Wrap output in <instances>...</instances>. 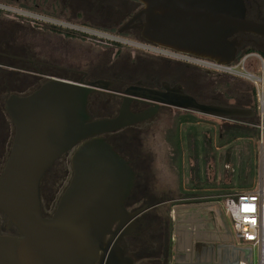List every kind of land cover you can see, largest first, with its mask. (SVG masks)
I'll return each mask as SVG.
<instances>
[{"label": "water", "instance_id": "obj_1", "mask_svg": "<svg viewBox=\"0 0 264 264\" xmlns=\"http://www.w3.org/2000/svg\"><path fill=\"white\" fill-rule=\"evenodd\" d=\"M139 1L146 40L223 64L237 58L238 33H261L262 25L246 18L244 0ZM103 83L53 77L6 98L15 133L0 173V213L17 234L0 233V264H152L136 262L120 244L149 206L126 208L136 171L105 134L152 117L160 104L228 119L256 114L251 107L199 102L178 84L165 92L126 89L117 115L93 119L88 99ZM134 97L152 100L153 108L132 112ZM71 150L69 183L54 213L44 216L41 180Z\"/></svg>", "mask_w": 264, "mask_h": 264}, {"label": "flooded vegetation", "instance_id": "obj_2", "mask_svg": "<svg viewBox=\"0 0 264 264\" xmlns=\"http://www.w3.org/2000/svg\"><path fill=\"white\" fill-rule=\"evenodd\" d=\"M0 2L17 7L24 13L33 14L24 16L0 8V108L3 107L5 111L6 98L11 94L26 95L53 77L74 80L66 75H77L79 79L75 81L105 82L103 83L104 88L90 95L88 111L91 114V111L93 113V111L105 110L99 115V118L113 117L119 113L124 101L123 92L126 89L131 88L136 93H146V89L165 92L168 88L180 84L188 92L185 85L178 83L175 79L165 78L163 72H159V69H156L153 64H159L167 70L173 69L172 71L199 70L200 72L203 70L180 61L144 52L135 47H131L130 52L134 55L133 59L127 57L130 60L125 61L126 66H121L123 60L120 56L123 44L113 40L108 42L103 37L80 30L81 27L97 28V30L115 33L116 36H127L129 40L149 41L143 37L142 27H140V23L145 20L144 14L137 17L144 6L139 0H0ZM244 4L246 18L260 23L262 28L261 33H238L242 44L238 48L237 56L241 53L253 52L248 51L249 49H255L262 55L264 54V34H262L264 33V0H244ZM44 8L56 10L60 15L42 11ZM61 15H70V18ZM72 26L79 29L71 28ZM78 35L85 39L109 43L112 53L104 59L76 56L78 48L89 46L84 44L85 40L79 42L82 43V46H77L79 43L73 39L78 38ZM103 50H106L104 46ZM205 72L209 74L210 71L205 70ZM26 77L46 79L32 89L26 84L24 80ZM188 93L199 102L220 104L215 101V98L203 100L197 94ZM153 106L152 100L140 97H134L130 103V109L135 113L153 108ZM165 107L174 106L160 104L158 111L152 117L105 134L106 139L129 160L136 171L134 187L125 201L126 208L129 211H134L145 205L149 206L136 219L134 230L120 239V244L126 249V254L132 256L136 262L169 264L171 260L169 245L173 239L174 217H177L178 214L183 215V218L180 219L183 223L189 224V232L195 233L199 227L195 228L194 226L197 227L198 223L203 224L201 217L194 215L195 211L202 208L197 206L201 203L197 204L196 202H181L178 205L182 210L177 212L176 209H172L171 218L165 221L147 213L149 209L166 203L168 199H159L152 191L150 185L152 157L150 153L142 151V134L147 129L141 127V124L148 123ZM91 116L93 118V114ZM125 138L135 140L136 147L128 146L124 142ZM117 145L127 147L130 153L125 154L119 150ZM68 152L72 154L73 150ZM54 164L43 176L40 191L43 181L49 177V171ZM43 199L49 198L41 199L42 213L44 216H51L58 201L54 204L50 202L51 200ZM185 210L188 211L185 213L186 215L182 212ZM0 215V233L17 234L14 227H7L4 214L0 213ZM138 256H142V258L139 260ZM228 260L227 257L217 258L216 252L212 250L201 255H196L193 252L187 258L191 264H215Z\"/></svg>", "mask_w": 264, "mask_h": 264}, {"label": "rangeland", "instance_id": "obj_3", "mask_svg": "<svg viewBox=\"0 0 264 264\" xmlns=\"http://www.w3.org/2000/svg\"><path fill=\"white\" fill-rule=\"evenodd\" d=\"M42 11L52 15H60L56 10H46L44 8ZM61 16L69 17L70 15ZM106 32L115 35V33ZM120 37L123 39L128 38L127 36ZM73 40L78 43L85 40L87 42L84 41V44L86 43L89 45L78 48L79 50L76 56L104 59L112 53L111 49H109V43L85 39L80 35ZM107 40L110 42V39ZM122 44L124 47L120 56L123 60L121 66H126L125 61L130 60L127 57L133 59L134 55L130 53L131 45ZM77 46H82V43L77 44ZM103 46L106 50H103ZM254 52L258 53L255 49ZM242 55L243 53L238 55L236 60H239ZM248 62L247 68L258 73L259 62L257 58L252 56ZM153 66L159 69V72H163L165 78L169 77V79H175L178 83L185 85L188 92L199 95L203 100L215 98L217 103L221 105L239 106L238 102H240L242 98L251 97L252 95V91L249 88L254 87V84L243 77L232 78L233 76L228 74L214 72H209L208 74L205 70H201L200 72L199 70H192L193 72L172 71L173 69L167 70L159 64H153ZM66 77L73 78L74 80L79 79L77 75H66ZM45 79L46 78L34 79L26 77L24 80L28 86L34 89L35 86L37 87ZM227 79L231 80V86L226 85ZM104 111L105 110L100 112L93 111V113L91 111L93 119L99 118V115L104 113ZM259 113L260 112L257 113V118L260 119V125H262V117ZM187 114H191L189 116L192 117V120L183 121L179 124L180 142L182 146V156L181 159H179L173 145L175 135L174 128L176 122L179 120L178 115L187 116ZM235 123H244V121L240 120V118L228 119L193 110L165 107L148 123L141 124V127L147 129L144 130L142 134V151L150 153L152 157V166L150 167L152 175L150 185L152 191L155 192V195L158 196L159 199H168L166 203L149 209L147 213H151V215L158 217L159 220L162 219L165 221L171 218L172 209H176L177 212L182 210L178 205L181 202L190 201L196 202L197 204L201 203L197 206L202 208L195 211L194 215L201 217V222L203 224L198 223L197 227H194H202V229L208 233L211 231L218 232L217 236H220L210 241V243L215 246L217 258L225 253V250L221 247L226 242H222V239L225 240L221 237L222 233L226 234V231L230 232L234 239V246L239 247L243 244L241 240L236 237L233 220L230 214L225 210L224 195L235 191L254 189L257 186V173L261 158V147L257 137H238L229 144L222 145L220 143L221 136L225 134L228 136L225 127ZM245 124L250 123L245 122ZM14 130L15 128L10 117L3 107H1L0 173L4 168L11 150L15 133ZM124 142H126L128 146L136 147V141L131 138H125ZM117 146L119 150L125 154L130 153L127 147ZM70 156V152L63 154L57 159L53 168L49 171V177H47V179H50V182L48 183V180L45 178L40 191L42 198L49 199L43 200H51L50 202L54 204L59 200L72 175ZM246 182H248V186ZM201 190H203V192L191 194L193 191L198 192ZM182 212L186 215L185 213L188 211L185 210ZM182 218V214H178L177 217H174L175 224L172 233L173 247L169 264H175L177 254H186V252L181 251V245L179 244H187L189 236L191 235L196 238V233L194 234L193 232V234H191V232H189V224H186L187 222L183 223L180 220ZM176 244L178 250L176 249ZM195 246L194 251L196 249ZM138 258L140 260L142 256H138ZM257 263L258 249L255 248L254 264Z\"/></svg>", "mask_w": 264, "mask_h": 264}, {"label": "built area", "instance_id": "obj_4", "mask_svg": "<svg viewBox=\"0 0 264 264\" xmlns=\"http://www.w3.org/2000/svg\"><path fill=\"white\" fill-rule=\"evenodd\" d=\"M0 8L24 16L33 15L31 13H24L17 7H12L1 2ZM71 28L77 29L78 27L72 26ZM80 30L119 43L122 42L128 46L131 45L136 49L150 54L196 66L203 70L228 74L233 77H243L254 84L258 101L257 111L260 112L259 114H261L262 117V125H258L260 128L259 142L261 147V158L257 173V186L254 189L235 191L226 194L224 195V202L225 210L230 214L233 220L236 237L243 243L242 246H239L240 251L237 254L238 257L237 260L235 259L236 262L234 264H254L255 248L258 249L257 264H264V57L260 53H255L254 51L245 52L239 60H235L233 63L223 64L210 58L178 51L150 41L123 39L120 36L111 35L106 31L87 29L86 27H81ZM252 56H255L259 62L258 73L247 68L248 61ZM231 240L233 244V237ZM233 245H229V248H225V253L219 256L221 258L227 257L229 260L215 264H232V259L236 258L235 254H233Z\"/></svg>", "mask_w": 264, "mask_h": 264}, {"label": "trees", "instance_id": "obj_5", "mask_svg": "<svg viewBox=\"0 0 264 264\" xmlns=\"http://www.w3.org/2000/svg\"><path fill=\"white\" fill-rule=\"evenodd\" d=\"M248 51H254L253 49H249ZM264 56V54H262ZM238 57V56H237ZM228 81H226V85L231 86L232 82H230L231 80L227 79ZM234 80V79H232ZM249 89H251V97H244L240 100V102H238V105L241 107H251L254 108V110H256L257 112V97H256V89L255 87H250ZM213 99V98H212ZM215 101L217 102V100L215 99ZM258 113V112H257ZM257 113L255 115H252L249 118H242L240 120L244 121V123H235L229 126H226V134L224 136L220 137V143L222 145L225 144H229L231 143L233 140H235L238 137H257V139H259L260 137V128L258 127V125L260 124V119L257 118ZM191 115V114H189ZM188 114L186 115H178L179 120L176 122V126L174 128V140H173V145H174V149H176L177 152V156L179 157V159H181L182 156V146H181V138H180V128H179V124L180 122L183 121H189L192 120V117H190ZM197 120V119H195ZM245 122H249L250 124H245ZM247 186H248V182ZM200 192H203V190L201 191H193L191 192V194H198ZM190 194V192H189ZM170 227L172 229V225L170 224ZM172 242L169 245L170 248V254H172Z\"/></svg>", "mask_w": 264, "mask_h": 264}, {"label": "crops", "instance_id": "obj_6", "mask_svg": "<svg viewBox=\"0 0 264 264\" xmlns=\"http://www.w3.org/2000/svg\"><path fill=\"white\" fill-rule=\"evenodd\" d=\"M195 233H196V235H195L196 238H194L193 235H191V236H189V240H188L187 244H184V243L179 244V245H181V251L186 252V254H180V255L177 254L176 255V257H177L176 261L177 262L175 264H191L190 262L187 261V258L189 256H191L193 254V252H195L196 255H201V254H203L207 251H210V250L216 252L215 246L212 243H210V241H213V239H215V237L220 236V235L217 236L218 232L211 231L210 233H208L207 231L203 230L202 227H200L199 230H196ZM225 233L226 234L222 233V235H221V237L225 239V240L222 239V242L226 241L225 244L221 246L223 249L229 248L228 247L229 245H233L231 242L232 236H231L230 232L226 231ZM191 234H193V232H191ZM195 243H196V246H195ZM194 246L196 247L195 251H194ZM232 248H233V254H235V256H236V258L232 259V261H233L232 263H235L237 260V257H238L237 254L239 253L240 250H239V247H236L234 245L232 246ZM176 249H177V244H176Z\"/></svg>", "mask_w": 264, "mask_h": 264}]
</instances>
